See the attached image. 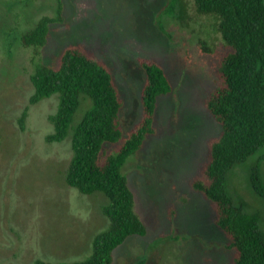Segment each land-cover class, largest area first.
<instances>
[{
	"label": "rangeland",
	"instance_id": "1",
	"mask_svg": "<svg viewBox=\"0 0 264 264\" xmlns=\"http://www.w3.org/2000/svg\"><path fill=\"white\" fill-rule=\"evenodd\" d=\"M192 1L62 0L63 19L51 25L40 50L38 62L55 66L65 49L84 46L113 72L124 137L106 145L107 155L142 118L140 59L160 63L173 85L157 102L155 134L124 167L147 234L128 238L115 250L114 264H232L236 257L213 202L193 188L209 161V142L222 133L205 102L219 87L217 73L231 49ZM56 15V0H0V264L84 261L110 225L104 194L83 195L66 183L71 138L46 141L55 132L49 118L59 96L31 104L35 50L22 37ZM81 107L77 121L88 103ZM255 169L264 175L263 147L231 170L226 183L236 204L261 216L264 233V199L251 182Z\"/></svg>",
	"mask_w": 264,
	"mask_h": 264
},
{
	"label": "trees",
	"instance_id": "2",
	"mask_svg": "<svg viewBox=\"0 0 264 264\" xmlns=\"http://www.w3.org/2000/svg\"><path fill=\"white\" fill-rule=\"evenodd\" d=\"M56 2L57 15L42 18L22 37L23 45L35 50L36 65L31 76L35 94L31 104L59 96L58 110L49 118L55 132L46 141L61 143L71 138L73 158L66 183L83 195L104 194L108 203L103 215L110 225L95 237L88 259L61 263L37 260L34 264H114L115 250L128 238L147 234L146 225L135 211V195L124 167L144 147L146 137L155 134L157 102L173 92V85L160 63L140 59L146 74L142 118L123 145L107 155L106 145L120 143L124 137L120 121L123 101L111 69L80 45L65 49L58 65L38 62L51 25L63 19V2ZM192 2L231 49L217 73L219 87L205 102L222 133L209 142V161L201 177L193 181V188L213 202L216 223L229 239L227 248L236 254L232 264H264L261 216L247 213L236 204L226 183L231 170L264 148V0ZM85 103L88 107L77 121V113ZM251 182L255 193L264 199V175L258 169Z\"/></svg>",
	"mask_w": 264,
	"mask_h": 264
}]
</instances>
